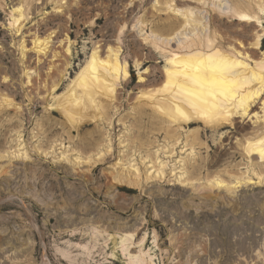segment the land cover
<instances>
[{"label": "rangeland", "instance_id": "374dc122", "mask_svg": "<svg viewBox=\"0 0 264 264\" xmlns=\"http://www.w3.org/2000/svg\"><path fill=\"white\" fill-rule=\"evenodd\" d=\"M16 1L4 0L0 6V70L7 75H0V90L21 105L18 113L0 108V264H46L42 252L50 264H123L120 258L105 260L98 246L88 257L71 245L92 244L96 238L101 243L106 232L127 229H136L138 237L146 233L144 248L155 253L156 264H264V161L223 149L226 137L235 132L232 126L215 133L200 123L177 127L148 108L139 112L132 101L142 82L139 73L164 65L156 52L154 59L147 58L143 39L158 33L153 27L168 13L166 0H62L59 9L53 7L58 0H27V18L14 32L7 22ZM199 1L172 3L188 7L197 19L206 15L201 22L212 20L208 0L203 6ZM66 6L72 13L60 11ZM262 20L264 26V12ZM52 24L51 48L57 56L37 62L31 37ZM221 25L242 30L228 20ZM118 33L130 78L120 99L104 107L103 117L68 128L59 113L45 107L50 96L44 97L43 87L22 82L21 40L28 46L23 61L44 72L50 60L60 68L68 63L54 90L57 95L84 66L92 46L115 41ZM248 40L241 50L264 52V37L257 49ZM129 48L138 51L139 68ZM253 126L263 129L261 123ZM134 174L139 186L130 189L126 182ZM217 178L230 185L241 182L231 194L211 188ZM223 226L231 230L230 257L222 242ZM66 249L75 257L65 256Z\"/></svg>", "mask_w": 264, "mask_h": 264}, {"label": "bare ground", "instance_id": "6f19581e", "mask_svg": "<svg viewBox=\"0 0 264 264\" xmlns=\"http://www.w3.org/2000/svg\"><path fill=\"white\" fill-rule=\"evenodd\" d=\"M2 1L4 0H0V6ZM61 1L58 0L53 7L59 9L62 6ZM172 1H165L168 13L161 24L153 27V31L158 33L145 36L143 39L148 44L147 58L154 59L156 52L164 59V65L162 69L153 65L145 68L143 74L139 73L138 78L142 82L138 84V92L132 101L134 99L137 103L139 112L143 113L148 108L160 120L177 127L200 123L203 128L215 133L222 128L232 126L235 132L226 137L228 147L225 148L226 145H223V149L237 150L249 158L254 157L264 161V52L257 51L256 54L250 55L240 48L242 42L247 41L248 38H250L248 45L256 49L261 47L264 37L262 23L264 0H208L207 7L212 12V20L204 19L203 22L201 19L206 15L197 19L196 16L193 17L188 7L175 5ZM199 2L201 6L205 4L204 0ZM27 3V0H17L10 6L7 25L14 32L20 31L23 27V21L28 15ZM60 11L71 12V9L66 6ZM203 11L207 13L206 10L203 9ZM54 15L56 19L63 17L61 14ZM49 20H51L50 17ZM136 20L138 22L141 19ZM225 20L240 26L242 30L230 29L229 26L223 27L221 22L224 23ZM134 25L136 24H132L133 27ZM190 25L192 27L188 28ZM49 26L47 29L43 27L42 31L35 30L31 37L30 49L36 55L37 62H40L41 58L45 60L57 56V52L51 48V35L55 28L53 24ZM258 26L260 28H257ZM110 41L104 42L105 45L95 43L84 66L65 90L55 95L54 90L64 76L68 63L65 62V66L60 68L55 65L54 60H50L44 72L36 63L33 65L28 60L23 61L24 56H27L28 46L24 40H21L18 47L21 62L24 64L22 82L28 87L42 86L44 97L50 96L48 101H46L47 98L44 99L45 107L63 117L61 124L78 129L84 123L103 117L106 111L104 107L117 102L122 89L129 83L128 59L121 50L120 34L116 36L115 41ZM101 45L104 46L100 47ZM135 50L130 51L134 54V56L131 55L134 57V66L138 67L141 61L138 51ZM66 51H69V44L66 46ZM0 75L3 79L7 76L4 70H0ZM3 90H0V108H13L16 113L21 112L20 103L14 100L13 95L11 97ZM26 95L28 99L31 98L30 91ZM247 117L248 121L243 122ZM257 123H261L262 130H254L253 124ZM222 142L218 146L220 150ZM134 175L135 177L127 179L126 182L130 189L139 186L138 175ZM124 180L126 179H117L121 183ZM238 182L241 181L230 185L223 179L217 178L211 188H221L232 194ZM90 225L94 226V224ZM135 231L136 229H127L124 232L114 231L115 233L105 231L106 237L101 243L98 238L94 239L92 244L75 241L71 248L81 249V254L89 257L91 250L98 246V249L104 253L105 260L120 258L123 264H156L155 253L149 247L144 248L146 233L138 237V234L135 236ZM230 232L228 226H223L225 237L222 242L227 247V257L232 255L229 249ZM68 242L71 243L70 240ZM153 242L156 246L155 239ZM105 248H108V251ZM240 248L243 249L244 245L242 244ZM64 255L75 257L69 249L65 250ZM41 257L42 263L50 264L45 252H42Z\"/></svg>", "mask_w": 264, "mask_h": 264}]
</instances>
